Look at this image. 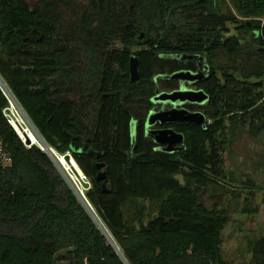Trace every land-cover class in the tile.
<instances>
[{
  "label": "trees",
  "instance_id": "16d2710c",
  "mask_svg": "<svg viewBox=\"0 0 264 264\" xmlns=\"http://www.w3.org/2000/svg\"><path fill=\"white\" fill-rule=\"evenodd\" d=\"M229 2L234 13L226 0H0V264H231L221 252L228 213L207 197L221 194L217 143L226 130L247 125L256 137L264 128L263 69L253 64L264 57V27L254 20L264 0ZM228 23L250 31L255 48L229 35ZM174 54L204 58L206 77L193 88L208 101L185 105L201 110L204 126L167 125L183 142L166 153L145 120L156 91L179 83L156 78L198 70L166 57ZM4 90L88 178L86 199L110 240L48 155L7 122Z\"/></svg>",
  "mask_w": 264,
  "mask_h": 264
},
{
  "label": "rangeland",
  "instance_id": "374dc122",
  "mask_svg": "<svg viewBox=\"0 0 264 264\" xmlns=\"http://www.w3.org/2000/svg\"><path fill=\"white\" fill-rule=\"evenodd\" d=\"M226 1L234 13L229 0ZM238 18L242 22L250 20ZM254 20H257L260 28L264 27V16ZM227 26L230 31L229 35L239 37L240 43L249 44L248 48H255L250 31L240 34L235 30L236 25L228 23ZM250 63L248 64L249 68ZM253 64L257 68L263 69L261 80L264 96V57L262 59L254 57ZM249 80L253 82L259 79L251 77ZM13 106L9 107V114L15 118L17 127L24 135L28 123L21 111L17 107L15 108L14 104ZM225 124L228 126L227 122ZM217 146L223 176L214 185L216 192L221 194H210L207 197V203L217 204V209L224 208L228 213L229 221L221 232L223 259L231 264H249L255 262L257 258L264 257V128L256 137L250 135L247 125L241 126L236 132L226 130L225 141H219ZM55 165L67 183L72 184L73 181L69 179V175L72 174L75 180L73 170H64L59 163ZM177 178L181 180L180 176ZM76 179L78 181L75 180V182L79 185L80 177L76 176ZM257 245H262L263 251L254 255L253 250Z\"/></svg>",
  "mask_w": 264,
  "mask_h": 264
},
{
  "label": "water",
  "instance_id": "95a60500",
  "mask_svg": "<svg viewBox=\"0 0 264 264\" xmlns=\"http://www.w3.org/2000/svg\"><path fill=\"white\" fill-rule=\"evenodd\" d=\"M166 57L169 59L178 60V61H196L198 64L197 71L179 70L171 74L158 75V77L156 78V81L157 80L177 81L179 83V86H178V89L173 90L171 92H166V91L159 92V90L156 91V94L152 98L151 102L154 104L162 105V106L158 107V109L153 108L149 111L146 117V120H145V127H146L145 132L148 136L152 138L153 142L157 145L159 149L162 148L163 152L172 153L177 149L178 145L182 144L183 135L175 132L170 127L159 128V129H151V128L154 125L167 126L175 122H190V123H195L198 125H203V126L205 125V116L201 112L189 111L188 109L184 107V105L186 104L203 105L208 101V95L203 90H196L193 88V85L196 82H200L206 77L207 67L205 65L204 58L198 55L174 54V55H169ZM129 73H130V78L132 81L138 80L137 61L135 57H132L130 59ZM165 106H169V108H165ZM32 127L34 128L33 125ZM41 140L43 141V143L45 144V146L47 147V149L51 152L53 156L47 152L46 148L43 145L39 144L38 146L41 148L42 151H44L48 155V157L52 160V162L55 163L56 161L54 157H56V155L54 151H52L50 146H48L42 138ZM25 144L30 145L31 141L26 139ZM61 159H63L67 164L71 166H72V163L75 164V166L78 168V166L76 165V163L74 162V160L72 159L70 155L66 154L62 156ZM97 168L100 171L98 172L96 176V180L103 181L102 188L104 191H106L107 175L104 170V164L98 163ZM83 186L84 188L87 189L89 187V184L83 183ZM89 215L94 220V222L98 225L100 230L108 238L107 236L108 234H106V231L104 230L102 225H100V223H98V221H96V219L90 213ZM108 239L110 240V238ZM110 244L115 248L117 252H119L118 249L113 245L111 241H110Z\"/></svg>",
  "mask_w": 264,
  "mask_h": 264
},
{
  "label": "built area",
  "instance_id": "2783aa9c",
  "mask_svg": "<svg viewBox=\"0 0 264 264\" xmlns=\"http://www.w3.org/2000/svg\"><path fill=\"white\" fill-rule=\"evenodd\" d=\"M4 92H6V96H7L8 100H9V107L10 106L11 107H14L13 106V104H14L15 105V108H16V106L19 108V106L14 101V99L9 95V93L6 90H4ZM9 107L4 110V112H3L4 113V116L6 117L7 122L13 127V129L16 131V133L18 134V136L21 138V140L25 143L26 138L24 137V135L22 134V132L17 127V123L15 122V118H13V117L10 116V114H9V109L10 108ZM31 144H33V143L31 142ZM0 156H1V154H0ZM56 157L58 158V157H62V156L56 155ZM3 159H4L5 162L9 163V160L8 159H6L5 157ZM70 177L71 178H69V179H72L73 182H72V184H69V183H67V184H69V187L71 188V190L73 191V193L76 195V197L80 201V203L84 206V208L89 211V213L96 219V221H98L93 207L90 205V203L88 202V200L86 199V196H85V192H86V190L89 187L87 189L84 188L83 183H89L88 178L83 173H81V175H79L81 183H80V181L78 183L81 186V188H82L81 189L80 186L75 182V180L76 181H78V180L76 178L74 180V178L71 175H70ZM89 186H90V184H89Z\"/></svg>",
  "mask_w": 264,
  "mask_h": 264
},
{
  "label": "bare ground",
  "instance_id": "6f19581e",
  "mask_svg": "<svg viewBox=\"0 0 264 264\" xmlns=\"http://www.w3.org/2000/svg\"><path fill=\"white\" fill-rule=\"evenodd\" d=\"M17 107V106H16ZM18 108V107H17ZM20 111H21V109L20 108H18ZM21 113H22V115L24 116V114H23V112L21 111ZM24 118H26V117H24ZM26 120V122L28 123L27 124V126H26V131H25V133H24V137L26 138V139H28V140H30L32 143H34V144H41V145H43L45 148H46V150H47V152L48 153H50L51 154V152L47 149V147L45 146V144L43 143V141L41 140V138L39 137V135L37 134V132H36V130L32 127V125L30 124V122L28 121V119L26 118L25 119ZM52 155V154H51ZM53 156V155H52ZM55 158V161L57 162V163H59V165H60V167H62V168H64V170H68V169H70V170H73V172H74V174H75V178H76V176H78L79 177V175H81V172H80V170L75 166V164H73L72 163V166L71 165H69V164H67L63 159H61V157H58V158H56V157H54ZM69 165V166H68ZM74 168V169H73ZM71 176H72V174H71ZM69 178H71L70 177V175H69ZM87 207V206H86Z\"/></svg>",
  "mask_w": 264,
  "mask_h": 264
},
{
  "label": "flooded vegetation",
  "instance_id": "af4514ba",
  "mask_svg": "<svg viewBox=\"0 0 264 264\" xmlns=\"http://www.w3.org/2000/svg\"><path fill=\"white\" fill-rule=\"evenodd\" d=\"M162 105H158V104H154V103H152V108L151 109H153V108H156V109H158V107H161ZM187 106V105H186ZM184 107H185V105H184ZM165 108H169V106H165ZM167 126H159V125H154L151 129H159V128H166Z\"/></svg>",
  "mask_w": 264,
  "mask_h": 264
}]
</instances>
